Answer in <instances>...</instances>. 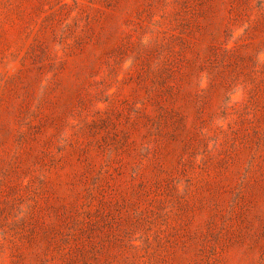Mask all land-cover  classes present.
Masks as SVG:
<instances>
[{
	"label": "rangeland",
	"instance_id": "1",
	"mask_svg": "<svg viewBox=\"0 0 264 264\" xmlns=\"http://www.w3.org/2000/svg\"><path fill=\"white\" fill-rule=\"evenodd\" d=\"M0 264H264V0H0Z\"/></svg>",
	"mask_w": 264,
	"mask_h": 264
}]
</instances>
